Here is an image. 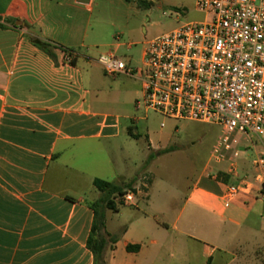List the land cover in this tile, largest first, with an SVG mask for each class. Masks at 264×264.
I'll list each match as a JSON object with an SVG mask.
<instances>
[{
	"label": "crops",
	"instance_id": "crops-1",
	"mask_svg": "<svg viewBox=\"0 0 264 264\" xmlns=\"http://www.w3.org/2000/svg\"><path fill=\"white\" fill-rule=\"evenodd\" d=\"M102 2L112 0H0V264H96L88 246L102 196L96 179L135 192L126 214L118 205L120 235L105 210V264H192L193 255L202 264H264L258 186L226 206V182L215 174L226 165L207 172L206 163L178 210L170 194L156 200L152 172L137 171L122 123L128 113L101 111L98 97L99 69L108 75L99 57L133 45L94 16ZM100 46L107 50L94 57Z\"/></svg>",
	"mask_w": 264,
	"mask_h": 264
},
{
	"label": "built area",
	"instance_id": "built-area-1",
	"mask_svg": "<svg viewBox=\"0 0 264 264\" xmlns=\"http://www.w3.org/2000/svg\"><path fill=\"white\" fill-rule=\"evenodd\" d=\"M196 9L204 20L146 43L139 71L113 51L98 61L109 76L140 78L136 110L220 127L207 165L225 164L223 173L234 180L226 183V206L255 185L264 199V151L251 176L240 172L241 145L264 138V0H196ZM122 201L133 204L135 192L127 190Z\"/></svg>",
	"mask_w": 264,
	"mask_h": 264
},
{
	"label": "rangeland",
	"instance_id": "rangeland-1",
	"mask_svg": "<svg viewBox=\"0 0 264 264\" xmlns=\"http://www.w3.org/2000/svg\"><path fill=\"white\" fill-rule=\"evenodd\" d=\"M139 1L133 0L123 6H119V0L102 2L94 11V16L102 15L110 22V33H119L122 42L133 44L130 49L123 46L118 54L129 68L137 71L142 67L143 52L148 41L174 30L182 23L202 21L205 18V14L196 9V0H145L152 3L150 8L141 7ZM96 50L98 53H94V57H98L107 48L100 46ZM99 73L101 79L97 89L102 102L101 111L129 115L122 123L125 133L129 131L132 134L129 137L130 156L133 161L142 163L137 171H150L154 174V193L159 203L162 204L164 197L170 194L175 200L174 206L178 210L182 209L191 187L210 158L220 127L173 119L153 110L147 113L136 110L135 91L141 89V81L125 75L108 76L102 69H99ZM135 117L139 119L134 120ZM150 140L155 149L151 148ZM240 151V172L251 176L254 173L253 160L258 151H264V138L253 136L252 145H241ZM216 170L212 165L207 172ZM129 210L128 207L120 206L123 214ZM120 211L109 209V228L116 231V235H120L124 229L119 222L122 219ZM159 217L163 219L162 215ZM152 220L156 219L152 217ZM160 231H165V227L161 225ZM164 259L166 261L167 257L164 256ZM100 264H105L104 257ZM192 264H202L201 257L193 255Z\"/></svg>",
	"mask_w": 264,
	"mask_h": 264
},
{
	"label": "trees",
	"instance_id": "trees-1",
	"mask_svg": "<svg viewBox=\"0 0 264 264\" xmlns=\"http://www.w3.org/2000/svg\"><path fill=\"white\" fill-rule=\"evenodd\" d=\"M127 1L131 2L132 0ZM139 5L141 7L150 8L152 6V3L149 1L141 0L139 1ZM35 43L42 49L50 52L49 43L41 40H36ZM147 164L148 161L146 162V165ZM217 178L226 183H232L234 181L230 176L225 175L222 172H219ZM94 184L101 191L102 196L100 200L96 202L95 205H93L95 210V222L93 225L91 236L88 240V246L95 255L96 264H100V261L103 259L104 248L108 243V240L101 234L102 230L105 228V210L112 209L117 211L118 205L124 204V202L122 201V196L127 190H132V184L125 185L117 182L106 181L103 179H96L94 181ZM117 199H120V201L117 202ZM111 241L115 242L116 238L112 236ZM128 249L131 251H138L140 249V245H129Z\"/></svg>",
	"mask_w": 264,
	"mask_h": 264
},
{
	"label": "water",
	"instance_id": "water-1",
	"mask_svg": "<svg viewBox=\"0 0 264 264\" xmlns=\"http://www.w3.org/2000/svg\"><path fill=\"white\" fill-rule=\"evenodd\" d=\"M81 2H87L88 0H80Z\"/></svg>",
	"mask_w": 264,
	"mask_h": 264
}]
</instances>
